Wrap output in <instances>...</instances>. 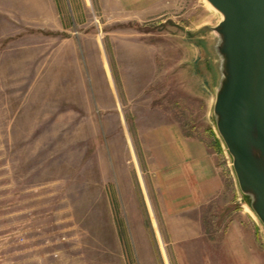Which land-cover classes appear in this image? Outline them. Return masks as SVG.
<instances>
[{
    "label": "rangeland",
    "instance_id": "1",
    "mask_svg": "<svg viewBox=\"0 0 264 264\" xmlns=\"http://www.w3.org/2000/svg\"><path fill=\"white\" fill-rule=\"evenodd\" d=\"M207 3L0 0V264H166L141 199L130 209L116 184L160 123L204 141L220 168L201 208L229 246L213 264H264V227L215 126L222 16ZM134 216L148 240H135Z\"/></svg>",
    "mask_w": 264,
    "mask_h": 264
},
{
    "label": "crops",
    "instance_id": "2",
    "mask_svg": "<svg viewBox=\"0 0 264 264\" xmlns=\"http://www.w3.org/2000/svg\"><path fill=\"white\" fill-rule=\"evenodd\" d=\"M138 138L140 155L135 147L130 165L117 168L116 184L130 209L136 210L141 199L165 263L169 256L181 258L178 264H213L220 251L229 256V246L220 249L203 226L201 208L223 187L220 168L207 144L185 135L174 123L146 128ZM135 219L131 222L135 240H148L145 224ZM237 224L230 226L240 248Z\"/></svg>",
    "mask_w": 264,
    "mask_h": 264
},
{
    "label": "water",
    "instance_id": "3",
    "mask_svg": "<svg viewBox=\"0 0 264 264\" xmlns=\"http://www.w3.org/2000/svg\"><path fill=\"white\" fill-rule=\"evenodd\" d=\"M221 19L215 126L238 187L264 227V0H207Z\"/></svg>",
    "mask_w": 264,
    "mask_h": 264
},
{
    "label": "bare ground",
    "instance_id": "4",
    "mask_svg": "<svg viewBox=\"0 0 264 264\" xmlns=\"http://www.w3.org/2000/svg\"><path fill=\"white\" fill-rule=\"evenodd\" d=\"M208 4V3H207ZM209 5V4H208ZM211 7V5H209ZM220 15V14H219Z\"/></svg>",
    "mask_w": 264,
    "mask_h": 264
},
{
    "label": "trees",
    "instance_id": "5",
    "mask_svg": "<svg viewBox=\"0 0 264 264\" xmlns=\"http://www.w3.org/2000/svg\"><path fill=\"white\" fill-rule=\"evenodd\" d=\"M217 144H218V141H217Z\"/></svg>",
    "mask_w": 264,
    "mask_h": 264
}]
</instances>
